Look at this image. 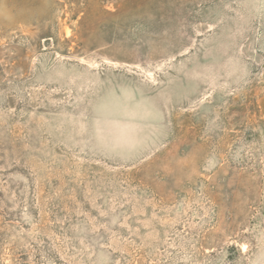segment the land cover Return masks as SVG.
Instances as JSON below:
<instances>
[{"label": "rangeland", "instance_id": "374dc122", "mask_svg": "<svg viewBox=\"0 0 264 264\" xmlns=\"http://www.w3.org/2000/svg\"><path fill=\"white\" fill-rule=\"evenodd\" d=\"M0 264H264V0H0Z\"/></svg>", "mask_w": 264, "mask_h": 264}]
</instances>
